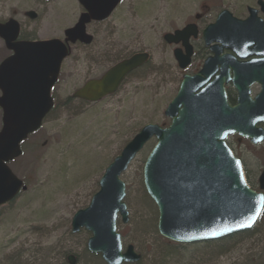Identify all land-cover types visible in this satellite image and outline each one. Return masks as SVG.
<instances>
[{"label": "rangeland", "instance_id": "rangeland-1", "mask_svg": "<svg viewBox=\"0 0 264 264\" xmlns=\"http://www.w3.org/2000/svg\"><path fill=\"white\" fill-rule=\"evenodd\" d=\"M204 1L121 0L106 20L87 25L93 43L70 47L55 86L60 97H70L85 80L99 77L134 52L147 51L151 59L99 102L74 100L64 107L58 103L37 132L21 143L22 153L11 166L27 189L11 208L2 209L0 264H67L68 254L75 255L77 264H106L86 249L88 231H71V218L88 205L105 167L143 125L169 124L163 111L181 75L171 68V53L162 35L192 21ZM211 1L238 11L251 0ZM36 9L35 20L24 15ZM81 11L76 0H49L39 8L35 0H0V21L13 16L21 24L22 35L38 38H62ZM153 145L154 139L120 176L128 221L122 223L118 217L116 231L123 249L131 244L141 255L137 263L126 264H159L161 249L170 252L162 264H264V206L250 230L221 239L177 243L158 233L157 209L142 182L143 163ZM241 149L238 155L246 164L250 183L257 187L260 170L254 157L263 161L264 153L259 147L242 145Z\"/></svg>", "mask_w": 264, "mask_h": 264}, {"label": "water", "instance_id": "water-1", "mask_svg": "<svg viewBox=\"0 0 264 264\" xmlns=\"http://www.w3.org/2000/svg\"><path fill=\"white\" fill-rule=\"evenodd\" d=\"M120 0H79L84 10L75 24L64 31V39L15 41L19 26L10 19L0 23V37L13 53L0 65V204H3L26 185L16 177L6 163L21 154L20 143L36 131L53 102L50 89L57 80L61 61L67 56L69 45L76 42L90 44L92 35L86 25L109 17ZM263 2H260L262 4ZM31 19L35 12L26 13ZM251 17L245 21L232 18L221 11L213 23L202 30L205 43L229 41L240 57L262 55L243 62H235L232 77L227 69L213 74L211 62L206 60L194 75H184L177 94L165 107L163 114L170 119L168 126L147 123L106 166L99 189L89 204L77 210L71 218V231L84 228L90 232L86 248L100 254L106 264L139 261L133 245L122 250L116 220H128L123 201L125 183L120 175L135 155L152 138L155 143L146 156L142 168L143 186L156 206L157 231L169 240L194 243L214 240L228 234L249 229L263 206V193L252 190L245 183L240 161L224 142L231 133L248 137L252 142L264 140V129L256 123L264 120V38L258 41L250 28ZM258 29L261 30L259 26ZM195 24L166 33L168 43L182 42L190 53L188 39L196 36ZM254 42L257 44L254 46ZM253 45L249 51L246 45ZM177 58L179 52H174ZM149 59L147 52H138L107 69L99 78L86 81L74 91L73 98L90 102L112 94L123 78ZM232 81L237 103L226 101L223 84ZM260 84V92L252 99L249 86ZM205 84V85H204ZM264 190V168L258 178ZM68 264H76L73 254Z\"/></svg>", "mask_w": 264, "mask_h": 264}, {"label": "flooded vegetation", "instance_id": "flooded-vegetation-1", "mask_svg": "<svg viewBox=\"0 0 264 264\" xmlns=\"http://www.w3.org/2000/svg\"><path fill=\"white\" fill-rule=\"evenodd\" d=\"M47 1H49V0H35L36 8L44 6L47 3ZM234 1H236V0H234ZM76 2L78 3V5H80V7L82 9V6H81L79 0H76ZM260 2H263V3L260 4ZM224 10L228 11L232 18H235L239 21H245L250 16H252L250 28L252 30L256 31L257 35L255 38L258 41H260L264 38V0H251L249 2V4H246L245 6L241 7L238 11H235L231 7L225 6L224 4H221V5L215 4L211 0H205L203 3H201L199 5L198 12L193 14V20L190 22H187V23H194L198 29V33L196 34V36H190L188 39V44L190 46V53L188 56H187V51L185 50V46L183 45V43L181 41L178 43H168L163 39V35H162V40L166 44V46L169 47V50L171 53V58H172L171 68L176 73H179L181 75L179 82H178V86L176 87V92H175L174 96L177 94V91H178V88H179V85H180V82H181L183 76L184 75H194V74L198 73L202 69L206 60L211 62V64H212L211 70L213 71V74L210 77V79L205 82V84L210 82L219 72L223 71L224 68L227 69L229 76L232 77L233 68H236L234 65L235 62L240 63V62L252 59V58L263 57L262 55H256V54H251L249 56L240 57L239 56L240 54H238L236 52V50L233 48L232 44L229 41H223V42L211 41L209 43H205V39L201 33L202 29L206 28L209 24L213 23L214 20L216 19L217 15L221 11H224ZM33 11L36 13L35 14L36 15L35 19H36L38 16L39 10L36 9ZM25 12H24V15L27 17ZM41 15L44 16V11L41 13ZM11 17H13V16H11ZM11 17H8L7 19H9ZM6 20H4V21H6ZM30 20L33 21V19H30ZM4 21H0V22H4ZM18 23H19V21H18ZM186 24H184V25H186ZM259 26L261 27V30L258 29ZM21 32H22L21 24L19 23V36H17L16 41H23V40L33 41V40L49 39L47 37L46 38H38V37H34L32 35H22ZM50 38H57V37H50ZM92 43H93V41H92ZM91 44H89V45H91ZM253 44L255 46L257 44V42H254ZM81 45L84 46V44H81ZM3 48L6 50V54H4V55H3ZM252 48H253V45L247 44L245 47V50L249 51ZM175 51H176V53L179 52L181 54L180 58H177L175 56V53H174ZM11 54H12V51L6 49L4 41L0 37V64L5 58L9 57ZM69 54H70V52H69ZM128 56H126V57L128 58ZM126 57H123L117 61H120ZM78 60H79V56H78ZM149 61L150 60H148L143 66H145ZM62 64H63V62H62ZM62 64H61V67H62ZM143 66H141L140 68H142ZM93 78H95V77H93ZM57 83H58V79H57L56 84L51 88V96L53 99L54 107L56 106L57 101L58 102L60 101L59 103H61L62 107H64V104L66 102V98H65V96L60 97V95L57 94V89H55V86L57 85ZM259 85H260L259 83L254 82L249 86L250 90H251V96H253L258 91ZM223 88H224V93L226 96L227 103L230 106L236 105V103H237V92H236V90L232 84V81H228L227 83H224ZM0 94H1V91H0ZM74 100L75 99L71 98L70 100H68V102H71ZM76 101H80V100H76ZM1 120H2V112L0 109V129L2 126ZM257 126L264 129V120L258 122ZM226 143H227L228 147L230 148V150L233 152V154L240 159L245 178L248 181V183L250 185H252V187H254L255 185H253V183L252 184L250 183L249 179L251 177L248 175L246 168H245L246 164H245L244 160L239 157L238 151L240 149L242 152L241 146L243 145L244 149H246L248 147H259L260 150L264 153L263 142L252 143L249 139L242 137L238 134H229L226 137ZM254 158L256 159V162L258 159V162H259L258 168L261 171L264 167V158H262L263 161L259 160V158H256V157H254ZM14 161H15V159L11 160L7 163L10 171L13 174H15V171L12 168L11 163ZM260 171H259V173H260ZM258 176H259V174L257 175V178H256V184H258ZM15 199L16 198L0 205V216H1L2 209L11 208L15 202Z\"/></svg>", "mask_w": 264, "mask_h": 264}, {"label": "trees", "instance_id": "trees-1", "mask_svg": "<svg viewBox=\"0 0 264 264\" xmlns=\"http://www.w3.org/2000/svg\"><path fill=\"white\" fill-rule=\"evenodd\" d=\"M71 98L70 97H67L66 98V102L68 103V100H70ZM65 102V103H66ZM250 230V229H249ZM248 230H245V231H242V232H247ZM169 250L168 249H161L160 250V253H159V264L161 263H163L164 262V258H166L168 255H169ZM123 264H126V263H123Z\"/></svg>", "mask_w": 264, "mask_h": 264}, {"label": "snow or ice", "instance_id": "snow-or-ice-1", "mask_svg": "<svg viewBox=\"0 0 264 264\" xmlns=\"http://www.w3.org/2000/svg\"><path fill=\"white\" fill-rule=\"evenodd\" d=\"M262 199H264V198H262Z\"/></svg>", "mask_w": 264, "mask_h": 264}]
</instances>
